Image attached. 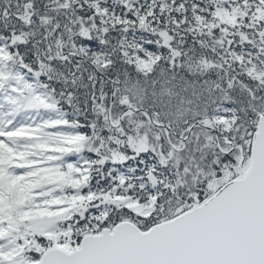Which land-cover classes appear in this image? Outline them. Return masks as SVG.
Listing matches in <instances>:
<instances>
[{"label":"snow or ice","instance_id":"snow-or-ice-1","mask_svg":"<svg viewBox=\"0 0 264 264\" xmlns=\"http://www.w3.org/2000/svg\"><path fill=\"white\" fill-rule=\"evenodd\" d=\"M0 264H264V0H0Z\"/></svg>","mask_w":264,"mask_h":264}]
</instances>
